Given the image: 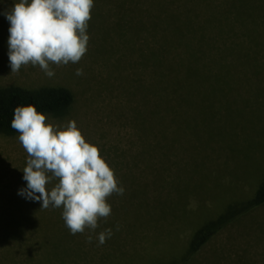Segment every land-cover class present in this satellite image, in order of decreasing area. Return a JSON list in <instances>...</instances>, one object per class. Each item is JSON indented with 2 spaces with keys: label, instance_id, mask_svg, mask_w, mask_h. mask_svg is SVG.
Instances as JSON below:
<instances>
[{
  "label": "rangeland",
  "instance_id": "374dc122",
  "mask_svg": "<svg viewBox=\"0 0 264 264\" xmlns=\"http://www.w3.org/2000/svg\"><path fill=\"white\" fill-rule=\"evenodd\" d=\"M243 1L94 0L88 51L78 63L50 65L55 75L49 78L32 65L11 73L4 12L18 0H0V88L69 89L70 109L47 116L59 125L75 120L125 189L108 199L112 214L95 232L73 235L62 207L43 209L42 202L19 194L27 187L28 154L19 133L0 134V214L34 215V226L26 224L25 264H264V206L225 227L183 263L194 233L229 204L252 198L264 181V64L235 70L239 79L221 86L225 91L211 102L208 118L203 110L183 111L173 125L163 117V89L176 80L170 72L179 71L188 54L180 36L217 33L210 24L233 20ZM106 229L112 235L101 245L98 234Z\"/></svg>",
  "mask_w": 264,
  "mask_h": 264
},
{
  "label": "clouds",
  "instance_id": "9594fccd",
  "mask_svg": "<svg viewBox=\"0 0 264 264\" xmlns=\"http://www.w3.org/2000/svg\"><path fill=\"white\" fill-rule=\"evenodd\" d=\"M93 7L94 0H18L4 12L10 23L11 73L32 65L52 78L55 72L50 65L80 62L88 51ZM76 75H83V69H77ZM11 128L19 133L28 154L23 169L27 187L19 194L42 202L43 209L62 207L63 220L73 235L86 229L95 232L99 222L112 214L108 199L125 191L99 147L86 141L75 120L54 124L34 105L17 106ZM54 180L58 182L49 190L46 186ZM111 235V229L101 231L99 244Z\"/></svg>",
  "mask_w": 264,
  "mask_h": 264
},
{
  "label": "trees",
  "instance_id": "16d2710c",
  "mask_svg": "<svg viewBox=\"0 0 264 264\" xmlns=\"http://www.w3.org/2000/svg\"><path fill=\"white\" fill-rule=\"evenodd\" d=\"M242 5L243 10L233 20L221 17L210 24L213 29H219L217 33L208 34L209 32L203 31L180 36V43L188 47V54L182 59L179 71L172 68L170 72L176 75V80L168 81L163 89V101L166 104L163 117L167 124L180 123L181 116L184 115L182 113L186 110L191 115L192 112L203 110L201 115L208 118L213 107L211 102L223 95L227 81L239 79L240 75L235 70L264 64V0H244ZM236 26L240 27V32H236ZM227 27L229 31H225ZM219 43L221 47H216ZM196 99L201 100V108ZM73 103V93L64 87L33 90L1 87L0 134H18L11 128L17 106L34 105L46 115L61 116ZM153 114V128L156 130L159 120L156 119L159 115L158 104L155 105ZM262 206L264 181L257 187L252 198L229 204L216 219L206 221L194 233L183 263L188 262L225 227ZM33 216L23 211L0 214V264H25L24 257L29 255L26 250L30 243L27 239V233L31 230L28 225L34 226V221L31 220Z\"/></svg>",
  "mask_w": 264,
  "mask_h": 264
}]
</instances>
